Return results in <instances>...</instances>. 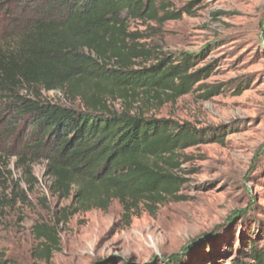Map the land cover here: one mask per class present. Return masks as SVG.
Here are the masks:
<instances>
[{
	"label": "rangeland",
	"instance_id": "obj_1",
	"mask_svg": "<svg viewBox=\"0 0 264 264\" xmlns=\"http://www.w3.org/2000/svg\"><path fill=\"white\" fill-rule=\"evenodd\" d=\"M182 19L131 21L139 43L196 59L192 73L209 70L191 93L160 99L139 93L124 101L106 94L118 111L211 129L221 142L180 151L175 171L185 184L180 202L134 210L129 222L112 201L69 216L73 197L50 193L46 162L20 160L0 137V256L9 264H234L250 240L264 237V0H171ZM194 3L192 7H189ZM187 11H190L188 14ZM0 11V31L3 27ZM215 87L205 99V91ZM239 88V90L237 89ZM209 94V93H208ZM45 102L83 110L61 91H40ZM217 141V140H216ZM30 168L31 176L26 174ZM33 181L30 187L29 181ZM22 193L26 201L15 197ZM54 227L59 246L47 252L34 225ZM180 254V255H179ZM179 255L175 261H169Z\"/></svg>",
	"mask_w": 264,
	"mask_h": 264
},
{
	"label": "trees",
	"instance_id": "obj_2",
	"mask_svg": "<svg viewBox=\"0 0 264 264\" xmlns=\"http://www.w3.org/2000/svg\"><path fill=\"white\" fill-rule=\"evenodd\" d=\"M2 10L0 137L20 160L28 153L32 162L45 160L52 196L73 197L56 226L79 212L106 211L112 201L127 222L141 206L182 201L179 152L221 139L211 129L118 111L104 99H177L209 76L206 69L192 73L193 56L165 54L128 32L131 21L164 24L181 20L182 11L171 0H0ZM214 89L221 92L212 87L204 98ZM41 90L61 91L83 110L45 102ZM32 232L47 252L58 249L54 227L36 224ZM239 255L234 264H264V237ZM0 264L9 263L0 256Z\"/></svg>",
	"mask_w": 264,
	"mask_h": 264
}]
</instances>
